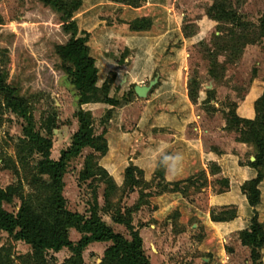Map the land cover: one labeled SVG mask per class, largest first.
Returning <instances> with one entry per match:
<instances>
[{
    "label": "rangeland",
    "instance_id": "rangeland-1",
    "mask_svg": "<svg viewBox=\"0 0 264 264\" xmlns=\"http://www.w3.org/2000/svg\"><path fill=\"white\" fill-rule=\"evenodd\" d=\"M60 1L98 70L87 103L78 107L69 81L60 14L41 0H0V78L51 143V161L77 132L78 110L88 115L93 143L62 178L66 211L95 215L127 241L137 233L149 264H254L241 235L255 215L264 232V161L255 207L248 193L264 139V0ZM153 81L145 98L134 94ZM26 127L0 92V188L11 199L2 209L26 206L53 228L54 190ZM161 149L184 154L175 175L159 166ZM110 246L35 255L0 231V264H122L105 256ZM259 256L264 264V247Z\"/></svg>",
    "mask_w": 264,
    "mask_h": 264
},
{
    "label": "trees",
    "instance_id": "trees-1",
    "mask_svg": "<svg viewBox=\"0 0 264 264\" xmlns=\"http://www.w3.org/2000/svg\"><path fill=\"white\" fill-rule=\"evenodd\" d=\"M41 2L45 7L60 14V31L64 39L61 48L62 55L73 68L68 72V77L71 86L77 93V105L80 107L87 103L91 93L95 92L98 80L95 61L88 54V34L79 30L76 22L72 21V8H69L67 4L60 0H41ZM103 89L107 92L108 87L105 86ZM0 92L12 112L26 122L25 136L42 152L45 159L43 164L45 174L49 177L54 190L53 200L56 209L53 228H48L46 223L26 206H22L16 215L7 213L2 209V204L8 203L11 199L9 194L0 188V231L15 241L29 246L35 255H41L44 252L58 253L63 249L79 254L91 244L110 243L111 246L105 251V256L109 260L122 264H149L148 259L143 254L142 241L137 233H132L131 241H127L120 234L114 233L95 215H91L85 220L78 214L67 212L64 207V200L61 195L62 178L68 163L75 159L84 148L90 147L93 143L88 115L78 110L75 115L78 123L77 132L71 137L69 146L60 152L59 159L51 161L49 159L51 143L33 132L32 120L24 102L18 98L15 89L10 84L4 83L1 78ZM104 103L110 106L118 105L115 99L109 98L107 94ZM107 118H110V113ZM261 119L264 121V115ZM255 143L258 154L254 162H248V165L257 171V178L252 182L251 188L248 189L251 207L257 205L259 192L256 186L263 179L258 168L264 161V139ZM70 228L82 235L76 245H73L68 239L67 230ZM241 242L244 246L251 248V257L256 264L260 257L259 251L264 247V232L256 215L250 220L249 232L242 233Z\"/></svg>",
    "mask_w": 264,
    "mask_h": 264
},
{
    "label": "clouds",
    "instance_id": "clouds-1",
    "mask_svg": "<svg viewBox=\"0 0 264 264\" xmlns=\"http://www.w3.org/2000/svg\"><path fill=\"white\" fill-rule=\"evenodd\" d=\"M185 157L181 152H167L161 149L159 152L158 164L166 173L175 175L182 167Z\"/></svg>",
    "mask_w": 264,
    "mask_h": 264
},
{
    "label": "water",
    "instance_id": "water-1",
    "mask_svg": "<svg viewBox=\"0 0 264 264\" xmlns=\"http://www.w3.org/2000/svg\"><path fill=\"white\" fill-rule=\"evenodd\" d=\"M155 81L151 82L148 87H134V94L139 98H145L149 90L153 87Z\"/></svg>",
    "mask_w": 264,
    "mask_h": 264
},
{
    "label": "crops",
    "instance_id": "crops-1",
    "mask_svg": "<svg viewBox=\"0 0 264 264\" xmlns=\"http://www.w3.org/2000/svg\"><path fill=\"white\" fill-rule=\"evenodd\" d=\"M125 47H128V46H125Z\"/></svg>",
    "mask_w": 264,
    "mask_h": 264
}]
</instances>
